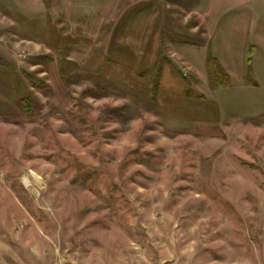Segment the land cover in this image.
<instances>
[{"label": "rangeland", "instance_id": "1", "mask_svg": "<svg viewBox=\"0 0 264 264\" xmlns=\"http://www.w3.org/2000/svg\"><path fill=\"white\" fill-rule=\"evenodd\" d=\"M0 264H264V0H0Z\"/></svg>", "mask_w": 264, "mask_h": 264}, {"label": "trees", "instance_id": "2", "mask_svg": "<svg viewBox=\"0 0 264 264\" xmlns=\"http://www.w3.org/2000/svg\"><path fill=\"white\" fill-rule=\"evenodd\" d=\"M209 71H210V79H211V83L214 87L216 88H227L230 86V79L228 77V75L226 74L223 66L220 64V62L218 60H209ZM60 68H61V74L63 76L64 72V67H63V63L60 64ZM157 71L154 75V93L155 95H157L159 93L160 90V79H161V72L163 70V66L159 65L157 67ZM30 100L26 99L23 100L22 102V106L24 107V109L26 111H30Z\"/></svg>", "mask_w": 264, "mask_h": 264}, {"label": "bare ground", "instance_id": "3", "mask_svg": "<svg viewBox=\"0 0 264 264\" xmlns=\"http://www.w3.org/2000/svg\"><path fill=\"white\" fill-rule=\"evenodd\" d=\"M28 183V182H27ZM26 185H28V184H26Z\"/></svg>", "mask_w": 264, "mask_h": 264}]
</instances>
